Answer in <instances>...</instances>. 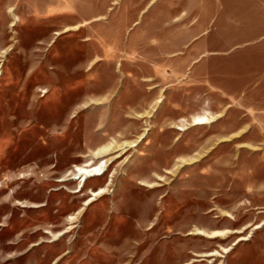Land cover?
<instances>
[{"label":"rangeland","instance_id":"rangeland-1","mask_svg":"<svg viewBox=\"0 0 264 264\" xmlns=\"http://www.w3.org/2000/svg\"><path fill=\"white\" fill-rule=\"evenodd\" d=\"M0 264H264V0H0Z\"/></svg>","mask_w":264,"mask_h":264}]
</instances>
